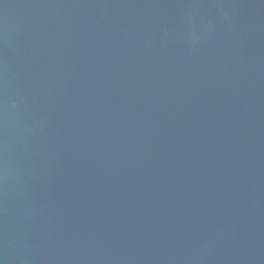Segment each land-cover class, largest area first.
<instances>
[{
	"label": "water",
	"instance_id": "1",
	"mask_svg": "<svg viewBox=\"0 0 264 264\" xmlns=\"http://www.w3.org/2000/svg\"><path fill=\"white\" fill-rule=\"evenodd\" d=\"M0 264H264V0H0Z\"/></svg>",
	"mask_w": 264,
	"mask_h": 264
}]
</instances>
